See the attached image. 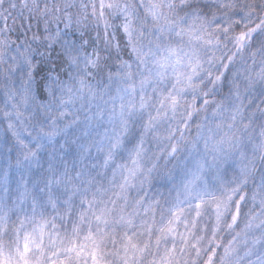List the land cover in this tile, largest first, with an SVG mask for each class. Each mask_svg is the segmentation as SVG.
<instances>
[{"label":"snow or ice","instance_id":"6c2138e0","mask_svg":"<svg viewBox=\"0 0 264 264\" xmlns=\"http://www.w3.org/2000/svg\"><path fill=\"white\" fill-rule=\"evenodd\" d=\"M0 85V264H264V0H0Z\"/></svg>","mask_w":264,"mask_h":264},{"label":"rangeland","instance_id":"374dc122","mask_svg":"<svg viewBox=\"0 0 264 264\" xmlns=\"http://www.w3.org/2000/svg\"><path fill=\"white\" fill-rule=\"evenodd\" d=\"M61 27H62V25H61ZM92 36H93V37L95 36V32L92 33ZM13 38H14V37H13ZM89 51H90V49H89ZM125 59H127V57H125ZM0 87H2V85H0ZM224 91L226 92L227 89L225 88ZM219 98H220L219 96L216 97V99H219ZM209 111H211V109H209ZM169 167H171V165H169ZM233 167H234V166H233ZM231 175H232V172L230 171V172H229V178L231 177Z\"/></svg>","mask_w":264,"mask_h":264}]
</instances>
